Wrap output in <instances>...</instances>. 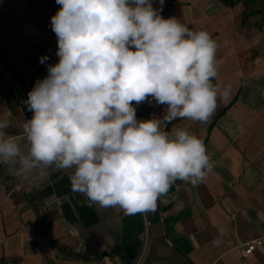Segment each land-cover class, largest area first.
Masks as SVG:
<instances>
[{
    "label": "crops",
    "instance_id": "0c3cea01",
    "mask_svg": "<svg viewBox=\"0 0 264 264\" xmlns=\"http://www.w3.org/2000/svg\"><path fill=\"white\" fill-rule=\"evenodd\" d=\"M59 8L0 0V119L10 121L9 134L32 118L28 93L58 62L51 18ZM160 14L208 31L218 44L213 83L232 85L207 123L176 119L164 128L200 138L212 172L197 186L177 181L154 212L126 215L90 205L72 189L71 170L16 176L0 165V264H264V0H164ZM134 106L139 120L166 107ZM260 239L245 257V245Z\"/></svg>",
    "mask_w": 264,
    "mask_h": 264
},
{
    "label": "clouds",
    "instance_id": "9594fccd",
    "mask_svg": "<svg viewBox=\"0 0 264 264\" xmlns=\"http://www.w3.org/2000/svg\"><path fill=\"white\" fill-rule=\"evenodd\" d=\"M56 3L58 62L28 93L33 116L20 134L0 119V165L16 176L71 170L72 189L90 205L126 215L154 212L177 181L204 182L214 167L204 142L185 128H164L176 119L207 123L218 100L230 99L231 84L213 83L211 34L161 16L164 0L159 8L153 0ZM145 101L165 105L164 115L137 119L134 104Z\"/></svg>",
    "mask_w": 264,
    "mask_h": 264
},
{
    "label": "built area",
    "instance_id": "2783aa9c",
    "mask_svg": "<svg viewBox=\"0 0 264 264\" xmlns=\"http://www.w3.org/2000/svg\"><path fill=\"white\" fill-rule=\"evenodd\" d=\"M261 244H262L261 239L247 243L245 245V249H244V256L248 257V256L252 255L254 253V251L256 250V248L258 246H260Z\"/></svg>",
    "mask_w": 264,
    "mask_h": 264
},
{
    "label": "trees",
    "instance_id": "16d2710c",
    "mask_svg": "<svg viewBox=\"0 0 264 264\" xmlns=\"http://www.w3.org/2000/svg\"><path fill=\"white\" fill-rule=\"evenodd\" d=\"M227 1V0H226Z\"/></svg>",
    "mask_w": 264,
    "mask_h": 264
}]
</instances>
